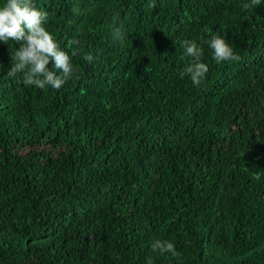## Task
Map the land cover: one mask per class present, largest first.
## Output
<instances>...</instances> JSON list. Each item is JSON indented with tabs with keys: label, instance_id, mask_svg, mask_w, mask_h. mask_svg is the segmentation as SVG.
I'll list each match as a JSON object with an SVG mask.
<instances>
[{
	"label": "trees",
	"instance_id": "obj_1",
	"mask_svg": "<svg viewBox=\"0 0 264 264\" xmlns=\"http://www.w3.org/2000/svg\"><path fill=\"white\" fill-rule=\"evenodd\" d=\"M33 2L78 78L25 86L0 41V264H264V0Z\"/></svg>",
	"mask_w": 264,
	"mask_h": 264
},
{
	"label": "clouds",
	"instance_id": "obj_2",
	"mask_svg": "<svg viewBox=\"0 0 264 264\" xmlns=\"http://www.w3.org/2000/svg\"><path fill=\"white\" fill-rule=\"evenodd\" d=\"M261 3L262 0H250L244 6L250 9ZM48 23L49 13L40 10L33 0H6L3 6H0V41L4 44L13 41L19 45L15 54L11 55L8 75L22 74L25 86L60 90L69 80L78 78L76 76L78 69L73 65L72 57L79 54L81 41L75 37L68 40V45L71 46L69 55L47 30ZM114 34L119 35L118 32ZM207 44L213 50V59L217 63L241 59L234 48L219 34L214 35ZM181 47L184 49V55L191 58L182 76L188 75L193 85L198 87L206 79L209 67L200 62L201 49L195 41L186 39L182 41ZM83 59L90 62L93 56L85 55ZM151 251L159 252L161 255L171 253L173 257L179 255L171 241L159 239L151 243ZM146 264H154L153 259L146 258Z\"/></svg>",
	"mask_w": 264,
	"mask_h": 264
}]
</instances>
